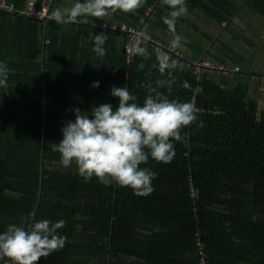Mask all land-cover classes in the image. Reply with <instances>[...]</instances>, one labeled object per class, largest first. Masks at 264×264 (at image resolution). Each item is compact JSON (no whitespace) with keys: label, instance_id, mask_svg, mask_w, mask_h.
<instances>
[{"label":"trees","instance_id":"trees-1","mask_svg":"<svg viewBox=\"0 0 264 264\" xmlns=\"http://www.w3.org/2000/svg\"><path fill=\"white\" fill-rule=\"evenodd\" d=\"M7 1L16 9L25 2ZM236 1L264 19V0ZM185 3L212 21L226 20L235 10L228 0ZM149 7L161 20L170 10L162 0H145L133 13L118 11L120 22L136 24ZM3 24L32 32L38 25L0 12ZM44 28L48 43L43 49L36 43L29 55L19 46L10 48L9 39L15 37L0 32V63L10 69L8 91L0 88V233L11 224L19 226L21 218L28 221L26 227L45 219L65 221L58 230L67 237L65 246L38 264H198L195 232L206 264H264V115L257 117L255 106L237 87L225 90L211 78L197 83L180 66L160 73L154 58L135 56L124 77L117 31L55 21ZM141 28L151 34L148 24ZM89 31L107 35L98 72L92 67L93 40L82 47ZM157 80L174 82L158 87ZM97 81L99 87L92 88ZM185 81L190 89L182 87ZM113 86H126L140 105L154 87L168 100L192 101L200 110L197 122L181 129L183 139L172 141L176 154L170 163L149 156L140 165L156 173L147 196L115 182L105 186L95 176L86 181L75 163L63 167L59 153L52 151L51 144L63 138L61 128L75 119L72 108L91 118L92 106H118L110 94ZM197 87L203 91L197 94ZM200 121L202 127L197 126ZM189 182L197 193L194 201ZM0 264L11 262L0 259Z\"/></svg>","mask_w":264,"mask_h":264},{"label":"clouds","instance_id":"clouds-1","mask_svg":"<svg viewBox=\"0 0 264 264\" xmlns=\"http://www.w3.org/2000/svg\"><path fill=\"white\" fill-rule=\"evenodd\" d=\"M145 0H73L70 6L56 8L50 19L58 24H77L81 17L102 19L120 11L133 13L142 7ZM171 11L163 17V23L172 34L170 48H180L183 37L176 32L177 19L188 12L185 0H162ZM103 27V25H102ZM133 43L127 51L133 56H146L147 48L143 45L151 40L146 30L135 31ZM107 35L103 32L93 38L94 53L106 54L103 45ZM156 60L160 73L166 69L183 65L160 48L156 49ZM140 69L144 64L139 65ZM10 69L0 63V88L8 91V74ZM174 81L157 80L158 87L170 85ZM99 87V81L91 85ZM185 89L191 85L185 81ZM198 94L203 91L197 87ZM111 96L118 100V106L104 103L92 106L89 113L78 107L71 111L74 121H67L61 128L62 140L59 144H51L52 151L59 153L61 165L65 168L75 163L78 173L86 181L95 176L102 184L108 186L112 182L133 190L137 196H147L154 189L152 180L156 173L147 167H140L148 162L149 156L159 163H170L174 156L172 141H181V129L197 122L194 102H178L168 100L157 88L149 87L142 105L136 102L126 86L111 88ZM203 126V121L197 124ZM146 149L148 151H146ZM18 226L11 224L0 233V259L11 264H38L41 257L62 249L67 237L58 233L65 226V221L52 222L47 219L35 221L26 227L24 218Z\"/></svg>","mask_w":264,"mask_h":264},{"label":"crops","instance_id":"crops-1","mask_svg":"<svg viewBox=\"0 0 264 264\" xmlns=\"http://www.w3.org/2000/svg\"><path fill=\"white\" fill-rule=\"evenodd\" d=\"M63 1L73 2V0ZM228 1L231 2L235 10L226 20L212 21L197 10H188L186 15L178 18L176 32L183 39L181 41L182 46L176 50L183 59H202L226 68L239 66L240 72L232 77L215 76L211 77V79L225 90L237 87V90L244 94L245 100L255 106L256 114L259 118L264 115V19L253 12L244 2ZM54 5L55 2L51 6L50 13L55 10ZM119 16H121L120 13L116 11L102 19L85 17L80 19L82 21L80 23L92 26L109 25L113 22H120ZM159 22L162 23L163 20L151 15L145 23L148 24V30L153 36L170 44L172 34L168 32L167 26L163 27L158 24ZM221 23H224V26H221ZM38 25L34 30L35 36L33 35L34 31L32 32L26 28L17 29L19 27L14 25L9 28L5 24L0 25L2 29L0 32H9V38L15 37L9 39V41L11 40L10 48L15 50V47L19 46L25 55H29L30 51L32 53L35 49L36 43L43 49L45 28L40 24ZM99 33L101 32L89 31L82 42V47L91 46L94 36ZM115 44L117 52L122 51V36L115 38ZM147 52L146 56L140 57H150L157 61L156 54L149 49H147ZM103 56L95 53L92 62L94 71L98 72L101 70ZM85 58L83 54L82 59L85 60ZM38 59L41 63L43 62L42 52H39ZM41 68L40 73H44L45 69ZM170 69L173 71L175 68Z\"/></svg>","mask_w":264,"mask_h":264},{"label":"built area","instance_id":"built-area-1","mask_svg":"<svg viewBox=\"0 0 264 264\" xmlns=\"http://www.w3.org/2000/svg\"><path fill=\"white\" fill-rule=\"evenodd\" d=\"M53 0H25L24 5L20 9H16L13 3L7 0H0V12L6 14H16L18 16L30 18L36 21L41 26H45L48 21H54L50 19L51 13L50 8ZM152 7H149L145 10L144 16L141 17L136 24H129L125 22H113L109 25L104 24L102 28H109L111 30L117 31L123 38L122 45V56L125 64L123 70V76L126 77L128 74L129 67L134 60L133 55H130L127 51L128 47L133 43L134 32L129 31V29H134L135 31L142 30L141 26L146 22V20L152 15ZM221 26H224V23H221ZM151 37V40L147 41L144 47L149 49L152 53L156 54V49L160 48L163 51L167 52L172 59L178 60L183 69L188 71L193 77L194 81L197 83L207 81L211 77H223L229 78L234 74L240 72L239 66H233L231 68H226L218 65H214L210 62H206L202 59L189 58L183 59L180 53L175 49L170 48V44L161 41L157 37L148 33ZM48 43L47 39H43V45ZM253 79V77H251ZM40 85L43 86V77L39 81ZM43 93L41 96L43 97ZM42 103V102H41ZM189 197L194 201L197 198V193L193 189L191 183L189 182L188 186ZM194 245L196 247V257L198 264H206V256L203 251V244L197 232L194 233Z\"/></svg>","mask_w":264,"mask_h":264},{"label":"rangeland","instance_id":"rangeland-1","mask_svg":"<svg viewBox=\"0 0 264 264\" xmlns=\"http://www.w3.org/2000/svg\"><path fill=\"white\" fill-rule=\"evenodd\" d=\"M72 2H68V1H63V0H59V1H56L55 2V9L56 8H61V9H63V8H65V7H68V6H70V4H71ZM85 17H81L80 19H84Z\"/></svg>","mask_w":264,"mask_h":264}]
</instances>
